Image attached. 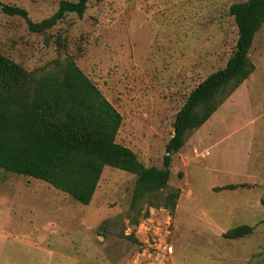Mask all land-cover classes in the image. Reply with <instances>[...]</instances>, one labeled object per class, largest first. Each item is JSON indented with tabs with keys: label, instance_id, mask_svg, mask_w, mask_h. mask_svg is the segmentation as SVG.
Instances as JSON below:
<instances>
[{
	"label": "rangeland",
	"instance_id": "1",
	"mask_svg": "<svg viewBox=\"0 0 264 264\" xmlns=\"http://www.w3.org/2000/svg\"><path fill=\"white\" fill-rule=\"evenodd\" d=\"M59 1L0 0V53L37 73L72 57L121 114L115 140L162 168L174 115L224 66L237 38L229 6L245 0H88L42 32L1 9L39 22ZM248 57L253 72L171 155L163 194L180 190L173 216L148 207L143 218L145 204L130 206L136 176L114 167H103L89 204L0 168V264H261L236 253L264 249V222L237 241L222 233L264 219V23Z\"/></svg>",
	"mask_w": 264,
	"mask_h": 264
},
{
	"label": "trees",
	"instance_id": "2",
	"mask_svg": "<svg viewBox=\"0 0 264 264\" xmlns=\"http://www.w3.org/2000/svg\"><path fill=\"white\" fill-rule=\"evenodd\" d=\"M87 1L60 0L57 10L39 22L21 7L3 4L1 9L24 18L29 30L42 32L68 13L82 15ZM228 12L237 29L234 48L224 66L195 85L175 113L162 168L145 166L133 150L115 140L121 114L72 57H65L53 70L37 73L0 53V168L44 180L75 201L89 204L103 167H114L136 176L130 206L145 204L143 218L148 207H163L173 216L180 190L163 194L171 176V155L254 70L248 51L264 23V0L234 2ZM260 202L264 208V199ZM252 231V226L241 224L222 237L234 239ZM261 261L264 264V254Z\"/></svg>",
	"mask_w": 264,
	"mask_h": 264
},
{
	"label": "crops",
	"instance_id": "3",
	"mask_svg": "<svg viewBox=\"0 0 264 264\" xmlns=\"http://www.w3.org/2000/svg\"><path fill=\"white\" fill-rule=\"evenodd\" d=\"M208 153V152H207ZM256 183H254V185H255ZM225 185H227V184H225ZM240 185H242V183H240ZM219 186H223V185H219ZM240 187H245V188H247V186L246 185H243V186H240ZM223 190V189H222ZM259 206H262V204H261V202L259 203ZM263 207V206H262ZM261 222H264V219H256V220H254L253 221V225H252V227H253V231L252 232H255L256 230H257V228L259 227V225H260V223ZM251 226V225H250ZM250 234H252V233H250ZM250 234H248V235H250ZM247 236V235H246ZM244 237V236H243ZM239 239H241V237H239V238H234V239H229V240H232V241H237V240H239ZM239 242V241H238ZM245 247H247V245H241L240 246V244H239V247H238V249H237V253H236V255H237V257L236 258H238V261L241 263V262H243V261H249V259H250V256L252 255H260L261 256V259H262V256H263V254H264V249H263V245L262 244H255L252 248H251V250L250 251H248V253L247 254H243L242 252H240L239 253V249H242V248H245ZM233 254H231L232 255V257H234V252H232Z\"/></svg>",
	"mask_w": 264,
	"mask_h": 264
}]
</instances>
